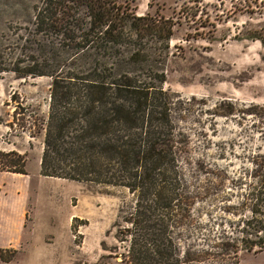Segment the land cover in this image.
<instances>
[{
    "label": "rangeland",
    "instance_id": "obj_1",
    "mask_svg": "<svg viewBox=\"0 0 264 264\" xmlns=\"http://www.w3.org/2000/svg\"><path fill=\"white\" fill-rule=\"evenodd\" d=\"M122 2L138 17L173 24L165 59L158 62L148 52L152 69L164 75L162 91L171 103L180 189L198 196L190 209L194 228L202 229L181 234L180 255L197 256L189 264H227L216 250L218 239L223 230L232 237L226 223L235 202L249 192L250 158L264 155V0ZM36 5L38 0H0V55L9 69L19 62L24 68L26 55L40 52V46L25 43L31 31L25 20ZM75 67L81 75L82 63ZM53 80L0 73V153H17L26 163V175L0 167V201L10 204L13 226L20 229L2 248L5 257L15 252L11 261L0 264H123L129 241L120 232L129 226L134 195L121 187L40 175ZM11 159L0 156V163ZM9 222L8 216L11 229ZM237 262L264 264V253L240 252Z\"/></svg>",
    "mask_w": 264,
    "mask_h": 264
},
{
    "label": "trees",
    "instance_id": "obj_2",
    "mask_svg": "<svg viewBox=\"0 0 264 264\" xmlns=\"http://www.w3.org/2000/svg\"><path fill=\"white\" fill-rule=\"evenodd\" d=\"M38 1L25 20L31 28L25 43L40 52L26 55L22 69L21 62L9 69L0 55V73L54 77L40 175L134 195L129 226L120 232L129 241L121 263H195L197 256L180 255L178 241L183 232L202 229L194 228L190 209L198 196L180 189L171 103L148 52L165 59L172 22L138 17L122 0ZM75 62L83 65L81 75L71 69ZM9 155L0 167L26 175L24 157L0 153ZM250 165L249 192L226 223L232 237L223 230L216 246L227 264H238L240 252L264 253V155L252 156ZM204 190L212 197L211 188ZM5 251L0 249V261L9 263L15 252L5 257Z\"/></svg>",
    "mask_w": 264,
    "mask_h": 264
},
{
    "label": "crops",
    "instance_id": "obj_3",
    "mask_svg": "<svg viewBox=\"0 0 264 264\" xmlns=\"http://www.w3.org/2000/svg\"><path fill=\"white\" fill-rule=\"evenodd\" d=\"M0 247L1 249L4 247H8L13 242V239L17 238L20 235V229L17 226H13L14 219L11 214V209L9 203H3L0 201ZM9 216L11 225V229L7 226V217ZM18 221L21 223H25L24 216H17ZM20 218V219H19Z\"/></svg>",
    "mask_w": 264,
    "mask_h": 264
}]
</instances>
